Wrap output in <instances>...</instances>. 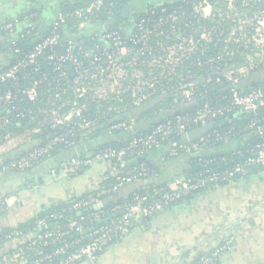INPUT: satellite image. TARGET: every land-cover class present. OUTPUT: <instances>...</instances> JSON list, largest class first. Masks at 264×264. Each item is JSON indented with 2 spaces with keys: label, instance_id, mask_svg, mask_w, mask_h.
<instances>
[{
  "label": "built area",
  "instance_id": "built-area-1",
  "mask_svg": "<svg viewBox=\"0 0 264 264\" xmlns=\"http://www.w3.org/2000/svg\"><path fill=\"white\" fill-rule=\"evenodd\" d=\"M223 2L224 9L212 4L210 0H186L184 4L190 10H173L169 13L162 10L163 15L150 27L141 21L137 25L136 33L126 42L120 34L113 32L103 35L104 46L93 45L92 49L75 50L68 45L62 53H57L53 50L60 42L57 28L67 17L77 20L76 27L79 30L89 27L92 19L98 17L104 0H88L84 7L70 15L58 14L50 35L11 68L0 73L1 170L24 172L48 159L52 144L63 141V138H57L44 148L34 149L23 157L3 163L2 148L14 147L20 137L7 131L11 125L8 116L17 110L16 105L23 100L35 103L39 96L38 85L48 82V78L43 77L30 83L28 77L24 76L23 80L29 84L19 86L18 75L27 67L37 73V57L45 50L50 51L47 60L53 66L52 72L55 73L56 80L48 83L51 97L39 111L49 129H69L67 134H72L70 129H90L96 125L94 119L86 117L89 111L88 102H79V99L90 98L95 103L97 113L101 112L102 105L106 103L107 110L118 115L149 100L160 80H165L168 85L175 82L176 76L179 81L175 85H178L179 90H174L177 95L175 98L192 101L197 90L190 77L177 73L176 69L192 54L203 52V47L212 43L215 36L222 37L220 41L224 45L218 59L226 57L230 60L235 53H239L246 62L239 70V76L235 77L230 70H226L227 66L221 69L213 66V59L208 61L210 69L224 71L222 79L230 84V96L225 103L212 105L206 102L193 114L178 116L174 120L159 124L150 133L132 138L120 149H107L93 157L68 163L67 169L63 171L64 175L75 174L82 167L94 162L112 161L115 165L114 181L101 191L72 203L67 209L36 219L29 230L33 235L32 239L25 246L3 256L0 264H75L79 261H93L108 245L128 235L136 224L167 210L173 203L198 190L216 188L220 184L234 181L237 177L243 178L252 169L264 171L263 139L253 145L245 161L236 163L231 168L221 171L204 169L192 179L175 180L172 187L152 189L115 204L108 210L100 209L102 197L115 196L124 186L135 181H148L152 176L144 162L130 171L127 170L126 162L129 158L143 157L149 151L159 149L173 136H182L190 129L203 126L211 119L230 115L235 110L254 115L264 108V88L240 91L237 87L240 78L264 68V0ZM222 22L230 25L225 36L217 26ZM164 26L169 29L165 34ZM3 31L12 37L13 24H5ZM156 38L159 42L156 43V49H153L152 43ZM66 66L71 74L67 73ZM216 81L221 82V79ZM9 84L12 87H8ZM65 94L74 99H65ZM17 117L24 119L25 114L20 112ZM132 122L133 120L116 123L110 129H131ZM246 130H256L260 136L263 135V129L256 120L251 121ZM229 139L230 131L202 136L197 142L182 146V154L200 153L214 143H225ZM171 155L179 156L180 153L174 149ZM199 161L206 163L203 159ZM71 214L76 216L67 217ZM21 236L23 232L20 230L3 233L0 235V245ZM231 244L232 239L225 241L220 248L199 257L193 264H215L230 249Z\"/></svg>",
  "mask_w": 264,
  "mask_h": 264
},
{
  "label": "crops",
  "instance_id": "crops-1",
  "mask_svg": "<svg viewBox=\"0 0 264 264\" xmlns=\"http://www.w3.org/2000/svg\"><path fill=\"white\" fill-rule=\"evenodd\" d=\"M65 1L74 4L83 0H39L41 30L49 28L59 5ZM161 1L137 0L133 12ZM29 7V0H0V71L6 59L1 36L3 26L8 21L17 22ZM18 26L21 28L23 24ZM91 27L101 29L107 25L95 24L88 30ZM173 101L178 103L181 100L173 98ZM143 103L133 107L137 109L134 114L143 117L142 120L132 118L133 131L145 129L150 124V119L146 118L151 114ZM200 135V130H194L183 135L181 140L190 143L197 141ZM112 139L117 140L112 134L97 139L86 137L57 160H43L31 167L28 175L3 171L0 163V235L13 230L23 232L20 238L0 245V259L32 239L28 224L40 212L99 192L102 184L114 180L112 163L104 161L94 162L75 174L64 175L63 172L68 163L78 160V156L88 158L104 142ZM33 143L29 136L18 137L14 147L2 148L3 160H14L26 154L33 148ZM174 149L176 146L168 143L150 155V164L156 169L154 180L158 184L172 187L175 180L185 178L191 170V154L172 156ZM139 187V182L126 185L115 196H127ZM231 239L230 249L215 264H264V171L247 180L208 189L174 204L136 224L128 235L108 245L93 261L75 264H193Z\"/></svg>",
  "mask_w": 264,
  "mask_h": 264
},
{
  "label": "trees",
  "instance_id": "trees-1",
  "mask_svg": "<svg viewBox=\"0 0 264 264\" xmlns=\"http://www.w3.org/2000/svg\"><path fill=\"white\" fill-rule=\"evenodd\" d=\"M29 1V9L23 13V15L17 22L8 21L5 23L13 24V36H7L2 30L1 36L3 40V52L6 54V59L4 60L5 62L0 73L11 68L16 62L21 60L25 56V54L30 52L40 41L50 35L53 28V23L58 14L70 15L74 11L81 9L85 4L88 3V0H83L81 3L74 4L68 1L62 2L59 5L56 15L52 20L49 28H47L46 30H41L39 13L42 12V8L41 6H39V0ZM136 1L137 0H104V4L100 12L98 13V17L92 19V23L90 24V26H93L95 24H106V28L96 29L95 27H91V29L88 30L87 27L85 29L79 30L76 27L77 20L71 16L67 17L63 23L58 25L57 35L59 36L60 42L58 45L53 47V50L57 53H62L65 47L68 45H71L75 50L79 48L83 50L92 49L93 45L104 46L105 42L102 40L103 35L113 32L120 34L122 39L126 42L132 35L136 33L137 25L141 21L146 22V26L150 27L154 21H156L161 15H163L161 13L162 10H165L166 13H169L173 10H190V7L184 4L186 0H163L160 3H150L144 8V10L134 13L133 8L136 4ZM210 2L212 4H216L222 9H224L225 7V3L223 2V0H210ZM19 24H23V27L19 28ZM207 25H210V22H207ZM217 26L224 32V36L228 33L230 28V25L227 22H222ZM163 31L164 34L167 33L169 31L168 27L164 26ZM11 39L12 42L10 41ZM220 39H222V37H213L212 43L207 44L203 47V52L192 54L187 61L183 62L176 69L177 73L190 77V81L193 83L195 90H197V95L193 98V100L190 102H173V98L177 97L174 90L176 89V92L177 89L179 90V88H177L178 85H175V83H177L179 79L175 76V82L169 83L168 85L165 80H160V83L156 85L155 91L151 92L148 101H152L143 103L145 107H148V113L151 114L149 118H146L150 119V124L147 128L138 131H133L131 129H110L112 125L120 122H128L130 120H133L134 117L137 120H142V114L141 116H139L140 114H138L137 116L134 114L135 111H137L136 108H130L129 110L115 115L113 112H109L107 110V104L104 103L102 105L101 112L97 113L95 103L91 102L90 98H86L85 100L79 99L78 101L88 102L89 111L86 117L89 119H94L96 121V125L94 127L90 129H70L72 131V134H67V130L69 129H49V127L45 124L43 115L40 114L39 108L45 107L46 101L51 97V93H49L48 83L56 80V75L52 72L53 66L51 62L47 60L50 51L45 50L40 56L37 57V64L39 67L38 72L33 73L31 67L23 69L18 75V84L19 86L28 85L29 82L33 83L37 80L42 79L43 77H47L48 82L38 85L39 96L35 103L32 104L23 100L16 105L17 110L12 111V114L8 116L11 121V125L9 129H7V131L9 133L15 134L16 136L26 135L27 137L29 136L31 139H33V148L30 151L34 149L44 148L52 143L55 139L63 138L62 142L52 144V149L50 151L51 155L46 160H57L59 156H62V154L70 152L76 146L80 145L86 137L97 139L100 136L104 137L106 135L112 134L117 138V140L112 139L109 142H104L100 146L99 150H96L92 155H90V157H93L94 155L101 153L107 149H120L124 147L132 138L150 133L154 129V127L159 124L174 120L178 116L193 114L206 102H209L212 105H221L229 99L230 84L222 79V74L224 71H215L213 69H210L208 61L210 59H213V66L221 69L227 66L226 70H230L232 75L235 77L239 76L238 72L241 67L246 65V62L244 61L242 55H240L239 53H235L230 60H228V58L226 57L218 59L221 55V49L224 47ZM157 42H159L158 38H156L155 42L152 43L153 49H156ZM15 50H18V52H15ZM65 69H67L68 74H71L68 66H66ZM24 76L28 77L29 82L26 83L23 80ZM217 79H221V82H217ZM61 84H64V82H61ZM8 87H12V84H9ZM237 87L240 91H249L255 88H264V68L251 72L247 77L240 78ZM198 94L202 95L198 96ZM64 98L72 100L74 99L72 96L67 94L64 95ZM20 112H23L25 114L24 119H20L19 117H17ZM253 120H256L258 122V126L263 129L262 136H260L256 130H246L247 125ZM37 127L40 129H34ZM35 130H37L38 132L34 133L33 131ZM194 130L201 131V135L198 137V139H200L202 136L211 135L213 133H224L227 131H230V139L225 143H214L213 145H210L207 148L203 149V151H201L200 153H191L192 156L190 155L189 157L191 170L187 175H185V178L189 179L196 177L204 169L221 171L231 168L236 163L245 161L249 156V151L251 150L253 145L263 141L264 139V108L259 109V111L254 115L245 114L238 110H235L230 115H224L222 117L211 119L207 121L205 125L197 126L193 129H190L188 132ZM182 136H173L168 141L164 142L162 146H165L168 143H172L176 146V150L180 153V156H182V146L197 142L191 141L192 143H184L181 140ZM157 150L158 149L151 150L143 157H131L126 162V169L129 171L138 166L140 163L144 162L152 172V176L148 179L149 182L141 180L135 181L139 182L140 187L127 196L102 197L100 204L101 210L105 211L115 204L128 201L132 199L134 195L143 194L152 189L166 188V185L158 184L154 180L156 169L151 166L149 160L150 155L157 152ZM211 150L212 152H210ZM30 151H28L24 155H19L14 160L27 155ZM77 159L83 160L86 158H80V156H78ZM199 159L206 160V163L200 162ZM11 161L13 160H3V163H9ZM104 162L112 163L113 168L115 166L114 162L112 161ZM30 169L24 171L23 173H27L28 175ZM259 172H262V170L258 168L252 169L245 177L235 178L234 182L247 180L250 177H254ZM27 181H30V179ZM113 181L108 182L104 186L102 184V189L111 185ZM135 182L131 184H134ZM223 185H226V183L220 184V186ZM205 190L208 189L198 190L192 195H189L188 197H185L184 199L179 200L172 205L182 201H186L197 193L203 192ZM92 194L94 193H89L81 196L80 198H77L70 203L54 205L47 210L40 212V214L36 216V218L32 220L30 224H28L29 229H31L36 219L67 209L72 203ZM75 216L76 214L67 215V217Z\"/></svg>",
  "mask_w": 264,
  "mask_h": 264
},
{
  "label": "rangeland",
  "instance_id": "rangeland-1",
  "mask_svg": "<svg viewBox=\"0 0 264 264\" xmlns=\"http://www.w3.org/2000/svg\"><path fill=\"white\" fill-rule=\"evenodd\" d=\"M148 101V100H147ZM174 102V101H173ZM144 103H145V101H144Z\"/></svg>",
  "mask_w": 264,
  "mask_h": 264
}]
</instances>
